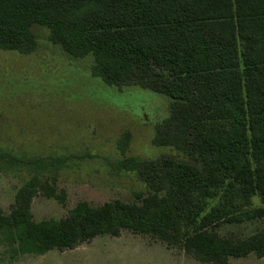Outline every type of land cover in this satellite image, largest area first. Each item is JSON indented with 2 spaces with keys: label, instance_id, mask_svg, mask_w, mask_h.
<instances>
[{
  "label": "trees",
  "instance_id": "1",
  "mask_svg": "<svg viewBox=\"0 0 264 264\" xmlns=\"http://www.w3.org/2000/svg\"><path fill=\"white\" fill-rule=\"evenodd\" d=\"M45 25L71 56L92 58L110 86H137L169 99L154 141L180 157L132 159L151 190L139 203L78 202L33 235L31 202L40 181L0 209V244L14 256L72 249L99 235H150L203 262L264 257V229L244 238L211 230L264 218V0H9ZM24 31L0 24V46ZM257 196L260 204L252 205Z\"/></svg>",
  "mask_w": 264,
  "mask_h": 264
},
{
  "label": "rangeland",
  "instance_id": "2",
  "mask_svg": "<svg viewBox=\"0 0 264 264\" xmlns=\"http://www.w3.org/2000/svg\"><path fill=\"white\" fill-rule=\"evenodd\" d=\"M0 24L24 31L16 49L0 46V209L8 213L16 190L40 181L31 202L33 235L63 218L78 202L96 207L121 200L139 203L151 190L132 159L180 157L154 141L169 99L137 86H110L93 73L92 58L71 56L50 38L48 27L0 0ZM2 45V44H0ZM260 204L257 196L252 205ZM264 229V218L220 222L211 230L244 238ZM0 264H214L150 235L124 230L99 235L72 249L14 256L0 244ZM228 264H264L250 253Z\"/></svg>",
  "mask_w": 264,
  "mask_h": 264
}]
</instances>
